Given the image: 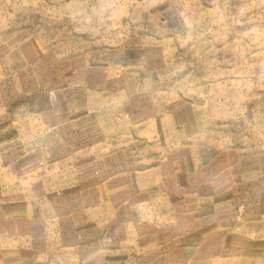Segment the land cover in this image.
Wrapping results in <instances>:
<instances>
[{"label":"rangeland","instance_id":"1","mask_svg":"<svg viewBox=\"0 0 264 264\" xmlns=\"http://www.w3.org/2000/svg\"><path fill=\"white\" fill-rule=\"evenodd\" d=\"M24 249L264 264V0H0V264Z\"/></svg>","mask_w":264,"mask_h":264},{"label":"crops","instance_id":"2","mask_svg":"<svg viewBox=\"0 0 264 264\" xmlns=\"http://www.w3.org/2000/svg\"><path fill=\"white\" fill-rule=\"evenodd\" d=\"M102 194L99 193L98 197H96V200L93 199L92 202L95 205L94 208L98 210L108 209L107 207L110 205L109 200L105 199L103 196V199L101 198ZM106 206V207H105ZM100 229L97 230H90L91 232H80L78 236L75 237L74 243L77 244V250L79 251L78 255H82L85 251H87L89 254L91 252H95L96 250H101V235H104L106 233V230ZM104 233V234H103ZM117 234V237L119 236L118 230L115 231ZM81 242L83 243L82 246L80 245ZM105 249V248H104ZM106 250V249H105ZM74 247V252H75ZM35 254L32 251H26V249L22 251H18L16 254H14V257L16 260H19V263H27L29 262L30 258H33ZM18 257V258H17ZM15 260V261H16ZM83 260V258L81 259ZM80 260V261H81Z\"/></svg>","mask_w":264,"mask_h":264}]
</instances>
